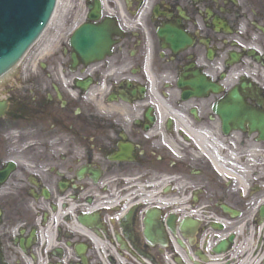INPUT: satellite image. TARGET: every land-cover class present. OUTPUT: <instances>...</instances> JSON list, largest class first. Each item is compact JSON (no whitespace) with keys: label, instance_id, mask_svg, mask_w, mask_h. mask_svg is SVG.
Masks as SVG:
<instances>
[{"label":"flooded vegetation","instance_id":"af4514ba","mask_svg":"<svg viewBox=\"0 0 264 264\" xmlns=\"http://www.w3.org/2000/svg\"><path fill=\"white\" fill-rule=\"evenodd\" d=\"M105 8L94 23L115 24L107 59L72 72L62 48L0 80L5 264L160 262L161 246L144 232L154 210L164 232L169 219H192L199 236L211 225L261 222L264 143L258 157L257 135L226 134L213 106L240 78L262 77L264 0H106ZM252 50L261 63H245ZM256 66L261 74L247 76ZM197 77L223 90L192 97ZM244 97L264 106V89ZM188 120L192 132L179 126Z\"/></svg>","mask_w":264,"mask_h":264},{"label":"water","instance_id":"95a60500","mask_svg":"<svg viewBox=\"0 0 264 264\" xmlns=\"http://www.w3.org/2000/svg\"><path fill=\"white\" fill-rule=\"evenodd\" d=\"M54 3L55 0H0V72L7 70L40 33ZM71 45L74 59L80 56L91 60L109 50L110 39L101 27L85 24L72 37ZM255 126L264 135V114L258 115Z\"/></svg>","mask_w":264,"mask_h":264},{"label":"rangeland","instance_id":"374dc122","mask_svg":"<svg viewBox=\"0 0 264 264\" xmlns=\"http://www.w3.org/2000/svg\"><path fill=\"white\" fill-rule=\"evenodd\" d=\"M78 1H80V0H61L60 1V6H59V8H58V14H59V16L58 15H56V17L58 16V17H62L63 19H65V18H68V16L69 15H73V12H74V5L78 2ZM56 20H58V18H55ZM54 19V21H56ZM54 24H55V22H54ZM55 26V25H54ZM53 28V27H52ZM51 29V28H50ZM60 31H62V32H65L66 30L63 28V27H60ZM49 32V31H48ZM55 33V29H54V31H53V34ZM50 36L52 35V33L51 34H49ZM56 35H59V34H56ZM47 36V35H46ZM46 36H44L43 37V39L46 37ZM48 37V36H47ZM46 37V39H45V42H46V40L48 39ZM42 39V40H43ZM41 40V41H42ZM51 41H52V39H51ZM53 42H55V40H53Z\"/></svg>","mask_w":264,"mask_h":264},{"label":"bare ground","instance_id":"6f19581e","mask_svg":"<svg viewBox=\"0 0 264 264\" xmlns=\"http://www.w3.org/2000/svg\"><path fill=\"white\" fill-rule=\"evenodd\" d=\"M164 108H165V110L167 109H169V107L167 108V106H164ZM180 120V119H179ZM183 120V119H182ZM190 125H192L191 123H190V121L188 120L187 122L186 121H183V124H179V126H182L185 130H188V131H191L192 132V128H191V126Z\"/></svg>","mask_w":264,"mask_h":264}]
</instances>
